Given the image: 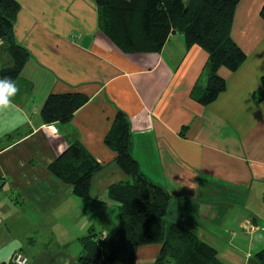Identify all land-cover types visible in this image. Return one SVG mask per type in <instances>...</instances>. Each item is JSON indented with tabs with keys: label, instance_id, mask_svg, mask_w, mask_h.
Returning <instances> with one entry per match:
<instances>
[{
	"label": "crops",
	"instance_id": "crops-1",
	"mask_svg": "<svg viewBox=\"0 0 264 264\" xmlns=\"http://www.w3.org/2000/svg\"><path fill=\"white\" fill-rule=\"evenodd\" d=\"M17 1L15 37L29 56L13 106L0 111V264H13L19 250L27 264H83V236L114 234L119 204L108 187L128 180L104 142L117 110L129 119L141 170L170 193L167 218L212 244L221 264H259L264 99L253 93L264 74V0L237 3L231 36L246 56L235 70L219 67L225 88L205 104L197 92L208 54L182 33L157 51L124 52L100 29L93 0ZM70 89L89 99L53 132L42 103ZM76 141L103 165L87 197L49 169ZM159 249L142 244L133 262L111 264H157Z\"/></svg>",
	"mask_w": 264,
	"mask_h": 264
},
{
	"label": "trees",
	"instance_id": "trees-1",
	"mask_svg": "<svg viewBox=\"0 0 264 264\" xmlns=\"http://www.w3.org/2000/svg\"><path fill=\"white\" fill-rule=\"evenodd\" d=\"M93 1L98 8L100 29L124 52L157 51L174 33H182L187 46L197 44L204 48L208 54L206 84L197 92L203 104L225 88L219 67L235 70L245 59V52L231 36L239 0ZM19 10L17 0H0V80L7 77L17 81L29 56L28 48L15 37L14 22ZM260 14L264 18V4ZM253 97L264 99V74ZM88 99V95L74 89L51 92L42 103V118L45 122L66 123ZM104 142L114 151V162L128 180L108 187L109 197L119 204L116 231L100 236L91 229L82 237L84 251L80 262L131 263L140 245L159 243L157 264H221L212 244L182 223L167 218L170 193L141 170L132 153L131 126L123 111L117 110ZM102 168L80 141L67 145L49 164V169L72 185L80 197L90 195L92 178ZM3 185L4 180L0 179V191ZM255 258L264 264V247L255 253Z\"/></svg>",
	"mask_w": 264,
	"mask_h": 264
},
{
	"label": "clouds",
	"instance_id": "clouds-1",
	"mask_svg": "<svg viewBox=\"0 0 264 264\" xmlns=\"http://www.w3.org/2000/svg\"><path fill=\"white\" fill-rule=\"evenodd\" d=\"M10 78H4L0 80V111L12 107V97L16 95L19 88L15 82L11 81Z\"/></svg>",
	"mask_w": 264,
	"mask_h": 264
},
{
	"label": "built area",
	"instance_id": "built-area-1",
	"mask_svg": "<svg viewBox=\"0 0 264 264\" xmlns=\"http://www.w3.org/2000/svg\"><path fill=\"white\" fill-rule=\"evenodd\" d=\"M49 127H50L51 131H53V132L57 130V127H56L54 122H51L49 124ZM27 259H28L27 255H25L21 251H17L13 254L12 263L13 264H27L28 263Z\"/></svg>",
	"mask_w": 264,
	"mask_h": 264
},
{
	"label": "rangeland",
	"instance_id": "rangeland-1",
	"mask_svg": "<svg viewBox=\"0 0 264 264\" xmlns=\"http://www.w3.org/2000/svg\"><path fill=\"white\" fill-rule=\"evenodd\" d=\"M262 226H263L262 229H264V224H263ZM229 228H230V229H231V228L233 229L234 227H224V228H223V231L225 232V231L228 230ZM226 232H227V231H226ZM19 251H20V250H19Z\"/></svg>",
	"mask_w": 264,
	"mask_h": 264
},
{
	"label": "water",
	"instance_id": "water-1",
	"mask_svg": "<svg viewBox=\"0 0 264 264\" xmlns=\"http://www.w3.org/2000/svg\"><path fill=\"white\" fill-rule=\"evenodd\" d=\"M252 221H254V222H255V217L252 219Z\"/></svg>",
	"mask_w": 264,
	"mask_h": 264
}]
</instances>
